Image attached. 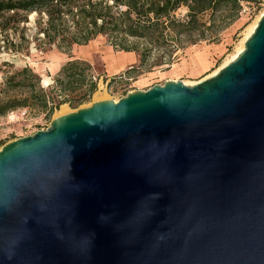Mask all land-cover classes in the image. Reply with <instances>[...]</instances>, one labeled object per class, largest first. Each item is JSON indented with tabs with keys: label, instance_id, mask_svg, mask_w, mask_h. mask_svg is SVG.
Listing matches in <instances>:
<instances>
[{
	"label": "water",
	"instance_id": "water-1",
	"mask_svg": "<svg viewBox=\"0 0 264 264\" xmlns=\"http://www.w3.org/2000/svg\"><path fill=\"white\" fill-rule=\"evenodd\" d=\"M0 264H264V13L229 63L0 149Z\"/></svg>",
	"mask_w": 264,
	"mask_h": 264
},
{
	"label": "trees",
	"instance_id": "trees-1",
	"mask_svg": "<svg viewBox=\"0 0 264 264\" xmlns=\"http://www.w3.org/2000/svg\"><path fill=\"white\" fill-rule=\"evenodd\" d=\"M243 1L0 0V52H18L30 44L22 24L35 13V42L70 47L105 35L117 50L139 53L141 64L152 57L161 64L186 46L218 42L221 32L240 17ZM182 7L187 11L178 16ZM97 88L92 65L80 59L64 64L48 88L29 66L6 71L0 84V115L24 108L51 119L62 103L80 105Z\"/></svg>",
	"mask_w": 264,
	"mask_h": 264
},
{
	"label": "rangeland",
	"instance_id": "rangeland-1",
	"mask_svg": "<svg viewBox=\"0 0 264 264\" xmlns=\"http://www.w3.org/2000/svg\"><path fill=\"white\" fill-rule=\"evenodd\" d=\"M242 4L240 17L221 32L218 42L201 41L186 46L175 52L173 60L161 64L155 62V57L141 64V55L134 52L136 60L125 65L126 60L120 57L123 51L114 48L105 35L97 36L88 44H73L70 47L35 42L33 35L36 32V14H30L29 21L22 24L27 27L26 34L30 44L22 45L18 52H0V84L6 71L29 66L40 75L42 85L48 88L53 85L64 64L80 59L92 65V73L98 77V88L80 105H74L70 101L62 103L55 109L51 119H47L42 113L34 114L24 108L0 115V142H4L0 144V149L13 139L45 130L61 112L65 114L98 100H118L129 92L147 90L152 85L164 84L167 80H181L185 84L193 85L212 75L233 60L244 38L264 13V0H245ZM186 11L187 9L182 7L177 11V15L183 16ZM114 66L120 69L117 70ZM68 96L71 98L73 95Z\"/></svg>",
	"mask_w": 264,
	"mask_h": 264
},
{
	"label": "crops",
	"instance_id": "crops-1",
	"mask_svg": "<svg viewBox=\"0 0 264 264\" xmlns=\"http://www.w3.org/2000/svg\"><path fill=\"white\" fill-rule=\"evenodd\" d=\"M120 57H123L125 60H126V63H125V65L130 61H135L136 60V54L134 53V52H122L121 54H120ZM117 58V57H116ZM124 65V66H125ZM116 66H114L113 68H115ZM115 69H120V67L119 68H115ZM116 70V71H117Z\"/></svg>",
	"mask_w": 264,
	"mask_h": 264
},
{
	"label": "bare ground",
	"instance_id": "bare-ground-1",
	"mask_svg": "<svg viewBox=\"0 0 264 264\" xmlns=\"http://www.w3.org/2000/svg\"><path fill=\"white\" fill-rule=\"evenodd\" d=\"M257 22H258V21H257ZM256 25H257V23H256V24L250 29L248 35L244 38L242 45L239 47L237 53H235L233 59L239 54V52H241V51L243 50L246 39H247V38L250 36V34L253 32V30L255 29ZM63 111H64V110H63ZM65 111H66V110H65ZM63 114H64V113L61 112V115H63Z\"/></svg>",
	"mask_w": 264,
	"mask_h": 264
}]
</instances>
